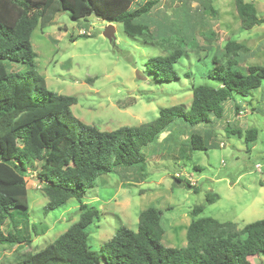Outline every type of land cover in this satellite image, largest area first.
<instances>
[{
  "label": "rangeland",
  "instance_id": "1",
  "mask_svg": "<svg viewBox=\"0 0 264 264\" xmlns=\"http://www.w3.org/2000/svg\"><path fill=\"white\" fill-rule=\"evenodd\" d=\"M147 1L135 0L132 9ZM158 1L149 18L156 37L153 42L129 36L122 24L95 16L74 20L64 11L57 13L47 27L39 25L34 30L31 43L36 71L45 78L50 91L77 98L72 112L80 122L101 131H114L150 123L165 107L188 108L194 87L220 85L206 75L213 58L222 56L229 41L247 46L248 51L240 56L244 70L264 66V25L244 30L236 0ZM209 1L213 9L208 7ZM244 1L253 3L259 18H264V0ZM111 24L115 27L114 38L105 34ZM176 48L185 49L175 65L179 80L157 81L147 69V61ZM10 67L12 71L26 70L24 64L12 63ZM235 98L241 109H236L235 101L228 102L224 119L215 118L210 124L193 128L175 126L173 135L162 134L157 144L145 148V175L138 168H119L96 180L82 200L100 212V219L88 228L94 253L101 254V246L121 226L137 232L139 216L149 207L161 212L162 244L168 248L187 246V231L197 206L205 205L199 218L231 222L239 230L264 219V82L249 96ZM228 123L233 128L258 131L250 150L244 139L227 134ZM193 133H199L211 148L191 151ZM183 151L190 155L189 160L183 158ZM196 166L203 171L196 170ZM39 167V163L32 165L26 176L30 217L27 232L33 242L1 245L0 264L11 263L25 252H38L79 220L81 203L74 198L45 214L48 197L36 176ZM175 177L189 181L198 190L178 184ZM209 193L218 196L213 204L206 203ZM36 224L39 227L32 231ZM4 231H13L10 221ZM249 260L251 264H264L263 255Z\"/></svg>",
  "mask_w": 264,
  "mask_h": 264
},
{
  "label": "trees",
  "instance_id": "2",
  "mask_svg": "<svg viewBox=\"0 0 264 264\" xmlns=\"http://www.w3.org/2000/svg\"><path fill=\"white\" fill-rule=\"evenodd\" d=\"M158 2L149 0L132 9L135 0H0V246L33 242L27 232L30 217L26 181L32 165L40 164L36 176L48 197L46 215L70 199L81 203L79 220L65 233L38 252H25L8 264H251V257L264 256V219L239 230L231 222L199 218L205 205L193 210L186 247L168 248L162 244L164 229L156 207L141 212L137 232L121 226L101 246V254L94 253L89 245L88 228L100 219V212L82 200L101 175L119 168H138L145 175L144 149L157 144L162 134L173 135L175 126L193 128L210 124L215 118L224 119L228 102L235 101L236 109H241L235 95L247 97L264 82V66L244 70L240 64L247 46L229 41L222 56L213 58L206 75L220 85L194 87L188 108L165 107L150 123L114 131H101L77 120L72 112L77 98L50 91L45 78L36 71L31 43L34 30L39 25L47 27L57 13L64 11L74 20L95 16L122 24L129 36L153 42L156 37L149 18ZM210 3L208 7L213 9ZM236 8L244 30L264 25L253 3L236 0ZM184 54L185 49L176 48L168 55L152 57L146 63L147 69L157 81L179 80L175 65ZM12 63L24 64L26 70L12 71ZM226 131L231 137L244 139L248 150L257 141L258 131L254 128L242 130L228 123ZM208 148L199 133L191 134V151ZM182 155L190 159L184 151ZM175 180L189 190H198L180 177ZM217 200L216 194L206 196L207 204ZM8 221L13 231L5 233ZM38 227L33 225L32 231Z\"/></svg>",
  "mask_w": 264,
  "mask_h": 264
},
{
  "label": "water",
  "instance_id": "3",
  "mask_svg": "<svg viewBox=\"0 0 264 264\" xmlns=\"http://www.w3.org/2000/svg\"><path fill=\"white\" fill-rule=\"evenodd\" d=\"M114 30H115V27H114V25H109L108 27H107V29H106V35L107 36H109L110 38H114Z\"/></svg>",
  "mask_w": 264,
  "mask_h": 264
}]
</instances>
